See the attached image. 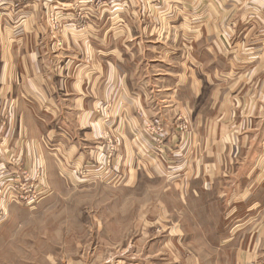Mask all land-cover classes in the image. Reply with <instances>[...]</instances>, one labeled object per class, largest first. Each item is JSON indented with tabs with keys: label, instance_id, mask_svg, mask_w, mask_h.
I'll list each match as a JSON object with an SVG mask.
<instances>
[{
	"label": "crops",
	"instance_id": "crops-1",
	"mask_svg": "<svg viewBox=\"0 0 264 264\" xmlns=\"http://www.w3.org/2000/svg\"><path fill=\"white\" fill-rule=\"evenodd\" d=\"M15 1L0 0V163L92 179L111 139L104 180L166 174L218 209L201 240L264 264V0Z\"/></svg>",
	"mask_w": 264,
	"mask_h": 264
},
{
	"label": "rangeland",
	"instance_id": "rangeland-1",
	"mask_svg": "<svg viewBox=\"0 0 264 264\" xmlns=\"http://www.w3.org/2000/svg\"><path fill=\"white\" fill-rule=\"evenodd\" d=\"M138 1L90 3L101 10L112 3L136 8ZM146 2L162 11L181 5ZM170 20L165 15L162 25ZM184 119L179 129L185 132ZM109 160L107 153L97 163L105 167L87 180L56 173L51 178L0 163V202L17 203L7 213L0 204V264H236L233 246L227 250L216 240H201L202 229L209 228L202 226L203 217L217 219V208L202 209L207 202L187 196L184 184L176 186L166 174L141 177L129 186L123 177L104 180L100 175L113 167Z\"/></svg>",
	"mask_w": 264,
	"mask_h": 264
},
{
	"label": "built area",
	"instance_id": "built-area-1",
	"mask_svg": "<svg viewBox=\"0 0 264 264\" xmlns=\"http://www.w3.org/2000/svg\"><path fill=\"white\" fill-rule=\"evenodd\" d=\"M13 6L16 8L19 7L20 1L19 0L15 1ZM52 22L55 25H57V23H58L57 17L55 15L52 16ZM148 129L151 131L152 134H154L156 136V141L159 144H162L164 141V138H165V134H166L165 126L159 122H156V124H149ZM108 144H109L108 154H109V158L112 160L113 155H114L113 153L116 150V145L111 139L108 140ZM111 160H109V163L111 162ZM104 167L105 166H102L101 169Z\"/></svg>",
	"mask_w": 264,
	"mask_h": 264
}]
</instances>
